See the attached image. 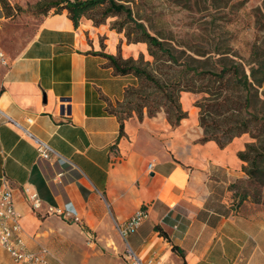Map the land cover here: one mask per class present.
Wrapping results in <instances>:
<instances>
[{"label": "crops", "instance_id": "crops-1", "mask_svg": "<svg viewBox=\"0 0 264 264\" xmlns=\"http://www.w3.org/2000/svg\"><path fill=\"white\" fill-rule=\"evenodd\" d=\"M109 33L84 18L74 26L63 11L45 16L15 57L0 46L9 61L0 66V187L13 192L26 249L45 250L53 264H128L127 246L158 264H264V205L240 201L233 188L245 179L237 153L249 138L223 149L198 143L202 130L186 110L176 128L162 112L134 114L120 136L108 107L133 78L116 74L102 54L115 57L121 41V57L135 58L143 44L116 34L102 40ZM8 121L47 145L51 160L39 159ZM25 189L40 209L32 210ZM65 204L78 221L57 212ZM139 211L145 218L123 239L116 226ZM0 264H12L1 249Z\"/></svg>", "mask_w": 264, "mask_h": 264}, {"label": "trees", "instance_id": "trees-1", "mask_svg": "<svg viewBox=\"0 0 264 264\" xmlns=\"http://www.w3.org/2000/svg\"><path fill=\"white\" fill-rule=\"evenodd\" d=\"M50 3L41 11L43 14L51 8H56L55 14L66 11L74 26L82 18L96 27L107 18L123 17V22H114L111 29L123 33L127 44L146 45L151 61H146L141 53L137 59H123L119 46L115 57L102 54L116 74L133 78L121 102L108 107L119 122L120 136L124 121L134 114L141 120L144 112L150 118L162 112L171 128H176L188 117L180 102L181 94H203L194 104L199 110L198 124L202 130L198 143L212 141L223 149L235 138L249 135L252 142L237 153L245 179L233 188L240 201L248 198L264 205L260 190L264 188V5L254 15L255 31L262 40L253 42L248 60L244 61L219 42H212L209 48H195L153 34L139 18L133 17L128 5L116 0H52ZM42 5L43 2H38L34 7ZM95 11L100 18L93 16ZM211 54L219 57L215 59ZM245 184L254 188L247 190ZM156 229L168 239L160 228ZM172 249L183 257L176 247Z\"/></svg>", "mask_w": 264, "mask_h": 264}, {"label": "rangeland", "instance_id": "rangeland-1", "mask_svg": "<svg viewBox=\"0 0 264 264\" xmlns=\"http://www.w3.org/2000/svg\"><path fill=\"white\" fill-rule=\"evenodd\" d=\"M51 1L0 0V46L9 57H15L24 49L45 16L56 13V8H51L45 14L41 12L47 4H51ZM116 1L128 5L133 12V17L139 18V22H142L151 33L159 34L183 45L209 48L212 42H219L231 49L230 54L247 61L253 42L257 39L262 40V36L259 38L255 31L254 15L255 10L264 5V0ZM38 2H43V5L35 8ZM93 16L96 19L100 18L97 11L93 13ZM114 22H123V17H110L103 24L96 26L105 27L111 32L102 40L108 39L109 43H112L118 35V38H122L127 44L123 33H117L111 29ZM118 46H121V41ZM131 52L130 48L124 49L125 55ZM137 52L135 59L141 53L146 61H151L147 55L146 45L137 46ZM211 55L215 59L219 57L216 54ZM203 97V94H181L180 102L183 110L190 112L191 117L198 119L199 110L194 104ZM246 136L249 142H252L249 135ZM244 188L252 190L254 187L245 184ZM260 190L264 194V188ZM125 250L126 247L124 251L122 248L121 253L126 255Z\"/></svg>", "mask_w": 264, "mask_h": 264}, {"label": "built area", "instance_id": "built-area-1", "mask_svg": "<svg viewBox=\"0 0 264 264\" xmlns=\"http://www.w3.org/2000/svg\"><path fill=\"white\" fill-rule=\"evenodd\" d=\"M9 61L6 54L0 48V66H8ZM0 111V116H1ZM10 122V121H8ZM30 124L32 121L27 119ZM15 128L19 129L25 137L30 139L36 147L38 158L44 161L51 160L52 150L40 142L31 133L22 128L15 122H10ZM153 164H148V173L153 172ZM27 198L31 204L32 210L36 211L41 207V201L35 192L25 189ZM58 213L67 217H72L74 221H78V216L73 206L65 204ZM145 214L142 211L137 212L129 220L121 225L116 226L118 234L124 239L127 235L134 233L140 226ZM21 215L14 206V196L11 189L4 182L0 187V249L3 250L11 259L12 264H53L48 259V253L45 250L37 252L28 251L23 238V231L20 225ZM128 264H158V259L149 258L141 259L130 247L125 250Z\"/></svg>", "mask_w": 264, "mask_h": 264}]
</instances>
